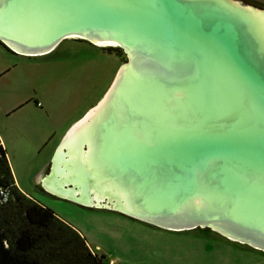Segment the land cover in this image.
<instances>
[{
  "label": "water",
  "instance_id": "95a60500",
  "mask_svg": "<svg viewBox=\"0 0 264 264\" xmlns=\"http://www.w3.org/2000/svg\"><path fill=\"white\" fill-rule=\"evenodd\" d=\"M234 2L0 1L4 19L18 10L20 17L43 14L50 20L46 39L35 47L0 32V43L13 53L42 56L67 39L95 46L91 38L114 42L116 46L107 48L122 50L127 60L110 87L124 89L132 73L140 80L138 91L142 83L154 93L162 90L145 114L130 103L126 108L130 120L143 115L147 139L139 138L143 130L130 127L128 120L126 127L121 125L126 134L113 137L105 147L108 153L114 151L111 174L119 172V179L136 192L137 210H143L144 203H151L152 210L129 213L114 208L107 199L90 206L44 187L45 191L85 208L117 212L169 231L209 229L230 241L238 234L234 242L264 251V222L235 230L221 216L174 218L182 206L199 198L238 211L249 220L264 217V42L248 9L264 11ZM26 47L39 52L25 53L21 48ZM120 70H125L122 84ZM72 128L57 147L46 178L53 174L54 157ZM63 188L64 192L78 190L72 183ZM239 206L244 210H237Z\"/></svg>",
  "mask_w": 264,
  "mask_h": 264
},
{
  "label": "rangeland",
  "instance_id": "374dc122",
  "mask_svg": "<svg viewBox=\"0 0 264 264\" xmlns=\"http://www.w3.org/2000/svg\"><path fill=\"white\" fill-rule=\"evenodd\" d=\"M233 1L264 11V0ZM49 54L27 57L0 47V140L13 177L29 197L78 229L94 251L105 254V264H264V251L209 229L169 231L42 192L35 178L48 170L57 151L59 136L52 138L53 132L98 103L127 60L120 49L75 39ZM22 100L6 117L5 106Z\"/></svg>",
  "mask_w": 264,
  "mask_h": 264
},
{
  "label": "bare ground",
  "instance_id": "6f19581e",
  "mask_svg": "<svg viewBox=\"0 0 264 264\" xmlns=\"http://www.w3.org/2000/svg\"><path fill=\"white\" fill-rule=\"evenodd\" d=\"M0 1L3 2V0ZM234 3L240 6L239 3ZM248 10L253 12V22L258 28L259 35L264 42V13L252 9ZM34 15L35 16L27 14L20 17L18 10H15L9 15L10 18L8 19H4L0 15L1 34L12 39L16 38L27 45H34L33 47L39 44L42 45L41 43L44 42L49 32L50 20L48 17L47 19L44 18L43 14ZM91 40L96 43L98 47L103 48L110 45H117L114 42L102 41L96 38H91ZM55 49L56 47L53 50ZM21 50L31 54L39 52L29 47L25 49L21 48ZM124 74L125 70H120L119 77L121 76V78L118 81L120 84H122L124 80ZM129 75L130 78L127 79L126 82L124 81L126 84L124 89L121 90L118 87H109L108 93L102 97L76 125H74L72 131H70L66 140L62 143L59 152L54 157L53 174L49 178H43V185L46 190L65 198L71 196L72 198H76L79 202L90 206L107 199L113 203L112 206L114 208L129 213L143 214L144 212L148 213V211L152 210V207H150L151 203H144L142 207L143 210H137L138 196L136 192L132 187L124 184V182L119 179V172L114 171L117 177L111 174L112 171L109 168L115 164L112 158V152L114 151L111 153L109 151L108 153L105 149V147H107L106 144L110 142L113 137L117 138L126 134V128H122L121 125L126 127L129 124L128 120L132 121L130 122V127L132 126L133 128V126H135V128H141L143 130H141L142 133L139 138L147 139L148 137V126L143 115H141L143 119L132 117L130 120L127 118L126 108L130 103L136 110L144 111L142 114H145L155 100H158L162 90L159 88V90L154 93L155 91L151 86L147 83H142L138 91L137 86L139 87L138 82H140V80L134 78V74L132 73ZM117 93H119V95ZM153 93L155 95H153ZM131 98H133V103L131 102ZM177 99L170 101L168 103L169 106H174L178 102ZM124 124H126V126ZM84 146H87L86 152L83 151ZM64 148L66 149V153L63 151ZM69 183L77 186L78 190L75 189L64 192V185ZM238 205L236 201V206ZM239 208L244 210V206L237 207V210H239ZM251 209L254 210L255 207H251ZM196 215H210L214 218H219L221 216L226 218V223L234 227L235 230H237L236 228L251 227L264 222L263 216L259 217L261 220H249L238 211H228L227 208L222 207L210 199L200 198L195 199L192 204L182 206L179 211L176 212L174 218H192L196 217ZM220 230L222 229L220 228ZM176 232L180 231L178 230ZM236 238L238 239V234L231 236L232 241H237L235 240Z\"/></svg>",
  "mask_w": 264,
  "mask_h": 264
},
{
  "label": "trees",
  "instance_id": "16d2710c",
  "mask_svg": "<svg viewBox=\"0 0 264 264\" xmlns=\"http://www.w3.org/2000/svg\"><path fill=\"white\" fill-rule=\"evenodd\" d=\"M1 190L8 195H0V264H105L73 226L17 187L0 141Z\"/></svg>",
  "mask_w": 264,
  "mask_h": 264
},
{
  "label": "crops",
  "instance_id": "0c3cea01",
  "mask_svg": "<svg viewBox=\"0 0 264 264\" xmlns=\"http://www.w3.org/2000/svg\"><path fill=\"white\" fill-rule=\"evenodd\" d=\"M55 51V50H54ZM51 53V52H50ZM46 55H50V54H46ZM45 55V56H46ZM43 57H44V55H42ZM22 102H24L23 100L22 101H19L18 103H10V104H7V106H5V110H6V113H7V115H6V117L8 116H10V114H11V112L12 113H14V111H15V108H17L20 104H22ZM97 103V102H96ZM95 103V104H96ZM36 106L38 107V108H42V105H41V103L39 102V101H37L36 102ZM94 104V105H95ZM94 105H91L90 107H88L85 111H84V113H82L80 116H78V117H73V116H71V117H69V118H67V119H65L63 122H62V124L59 126V128L57 129V132L55 133V132H53V134H52V138H53V136H55L56 134H58L57 136H59V138H58V141H57V143L55 144V146L53 147V152H54V150H55V148H57L58 146H59V144H60V142H61V140H62V138H63V136L67 133V131L69 130V129H71L74 125H76L82 118H83V116L87 113V111L89 110V109H91V107L92 106H94ZM20 107V106H19ZM37 108V109H38ZM37 109L35 110V111H37ZM32 123V122H31ZM29 132H30V130H29ZM1 141V140H0ZM1 144H2V142H1ZM2 146H3V144H2ZM4 148V147H3ZM5 150V149H4ZM6 151V150H5ZM53 152H52V154H53ZM6 155H7V152H6ZM49 164L50 163H48V165H47V169L49 168ZM47 175H48V170L44 173V174H40L39 172H37L36 173V186H38L39 185V183L40 182H43V178L45 179L46 177H47ZM14 181H15V184L17 183V187L22 191V192H24L27 196H28V194L19 186V184H18V182H17V180H16V177H15V175H14ZM41 184V183H40ZM40 187V186H39ZM41 191L42 192H44L45 190H43L42 188H41ZM45 193V192H44ZM76 229V228H75ZM78 232H79V230L78 229H76ZM80 233V232H79ZM81 235H83L82 233H80ZM87 241V240H86ZM88 243V242H87ZM89 244V243H88Z\"/></svg>",
  "mask_w": 264,
  "mask_h": 264
},
{
  "label": "built area",
  "instance_id": "2783aa9c",
  "mask_svg": "<svg viewBox=\"0 0 264 264\" xmlns=\"http://www.w3.org/2000/svg\"><path fill=\"white\" fill-rule=\"evenodd\" d=\"M0 195H1V197H2V199H3V201H5L6 200V198H7V192H5L4 190H1L0 191Z\"/></svg>",
  "mask_w": 264,
  "mask_h": 264
},
{
  "label": "flooded vegetation",
  "instance_id": "af4514ba",
  "mask_svg": "<svg viewBox=\"0 0 264 264\" xmlns=\"http://www.w3.org/2000/svg\"><path fill=\"white\" fill-rule=\"evenodd\" d=\"M49 171H50V164H49V168H48V174H49ZM67 201V200H66Z\"/></svg>",
  "mask_w": 264,
  "mask_h": 264
}]
</instances>
